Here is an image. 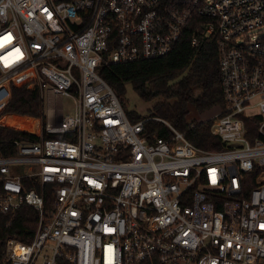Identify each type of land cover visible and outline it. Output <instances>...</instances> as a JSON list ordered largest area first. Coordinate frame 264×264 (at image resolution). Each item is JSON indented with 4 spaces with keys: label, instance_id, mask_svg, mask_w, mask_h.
Returning a JSON list of instances; mask_svg holds the SVG:
<instances>
[{
    "label": "built area",
    "instance_id": "obj_1",
    "mask_svg": "<svg viewBox=\"0 0 264 264\" xmlns=\"http://www.w3.org/2000/svg\"><path fill=\"white\" fill-rule=\"evenodd\" d=\"M193 17L218 52L217 151L130 122L99 76L166 56ZM263 27L264 0H0V97L30 79L74 103L0 156V214H38L0 264H264Z\"/></svg>",
    "mask_w": 264,
    "mask_h": 264
},
{
    "label": "trees",
    "instance_id": "obj_2",
    "mask_svg": "<svg viewBox=\"0 0 264 264\" xmlns=\"http://www.w3.org/2000/svg\"><path fill=\"white\" fill-rule=\"evenodd\" d=\"M202 21L200 17H193L181 39L166 56L103 66L99 69V76L114 91L123 109L121 96L128 84L142 101H155L149 118L169 123L196 148L217 151L221 145L210 132L211 121H197L195 118L224 106L216 43L204 37ZM194 36L198 39L195 48L191 47ZM42 102L30 79L16 81L1 94L0 156L15 153L12 141H39L41 125L46 122ZM126 115L132 123L144 119L134 112ZM145 130L149 141L154 137L167 139L171 135L163 124L154 120L146 122ZM32 186L34 184L26 183L27 189ZM48 200L47 197V206ZM37 226L38 214L27 206L14 213L0 214V259L7 239L29 243ZM58 264L68 263L58 261Z\"/></svg>",
    "mask_w": 264,
    "mask_h": 264
},
{
    "label": "rangeland",
    "instance_id": "obj_3",
    "mask_svg": "<svg viewBox=\"0 0 264 264\" xmlns=\"http://www.w3.org/2000/svg\"><path fill=\"white\" fill-rule=\"evenodd\" d=\"M255 34L264 35V27L258 32L256 31ZM121 100L124 106V111L126 113H136L138 116L147 118L149 114H151L152 106L154 105L155 101H149L145 102L142 101L133 91L130 85L125 86V93L121 96ZM42 103H43V109L45 115L48 117L49 123H54V118L58 119L59 115L65 116L68 114L73 113V100L66 97H53L47 93L43 94L42 97ZM1 112V110H0ZM53 112L56 113L55 116H53ZM218 112L217 109H214L210 112L203 113L199 116H196L195 118L197 121H211V119L214 117V115ZM189 120L191 118L189 117ZM12 170L15 167H11ZM19 171L22 172L24 169V166H19Z\"/></svg>",
    "mask_w": 264,
    "mask_h": 264
}]
</instances>
